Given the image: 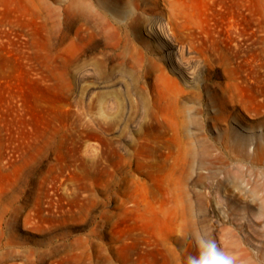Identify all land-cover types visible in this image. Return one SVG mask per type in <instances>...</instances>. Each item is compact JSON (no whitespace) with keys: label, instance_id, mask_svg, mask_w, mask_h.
Masks as SVG:
<instances>
[{"label":"rangeland","instance_id":"rangeland-1","mask_svg":"<svg viewBox=\"0 0 264 264\" xmlns=\"http://www.w3.org/2000/svg\"><path fill=\"white\" fill-rule=\"evenodd\" d=\"M263 205L264 0H0V264H264Z\"/></svg>","mask_w":264,"mask_h":264},{"label":"bare ground","instance_id":"bare-ground-1","mask_svg":"<svg viewBox=\"0 0 264 264\" xmlns=\"http://www.w3.org/2000/svg\"><path fill=\"white\" fill-rule=\"evenodd\" d=\"M160 32V34H158L160 37H162V38H168V39H171L170 38V36L169 35H167V34H165V33H163L162 31H159ZM174 37V36H173ZM174 40L175 41H178L180 44H181V46H175V44H174V51L173 52H171V53H173V54H175V55H177L178 56V58L179 57H181V54L185 51V46H184V42H183V39H180L178 36H176V37H174ZM182 40V41H181ZM166 43H167V45L168 46H173V43H171L170 41H167L166 40ZM171 53H168V56H170L171 55ZM181 69V68H180ZM197 69V68H196ZM198 71V70H197ZM196 70H193L192 69V71H183V75L187 78V80H188V82H190V83H192V82H194L195 81V78H196V72H197ZM185 80V79H184ZM187 80H185L186 82H187ZM259 187H258V185H257V189H258ZM256 189V190H257ZM258 192V191H257ZM253 194V196H254V192L252 193ZM257 196V195H256ZM259 212H260V215H261V217H263L264 218V205H263V207H262V209H260L259 210ZM206 255H208V256H211L212 255V252H206Z\"/></svg>","mask_w":264,"mask_h":264}]
</instances>
